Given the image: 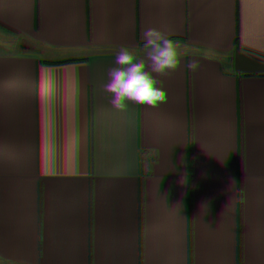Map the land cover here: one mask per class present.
Returning <instances> with one entry per match:
<instances>
[{
	"label": "trees",
	"instance_id": "obj_1",
	"mask_svg": "<svg viewBox=\"0 0 264 264\" xmlns=\"http://www.w3.org/2000/svg\"><path fill=\"white\" fill-rule=\"evenodd\" d=\"M149 12L181 64L167 103L119 111L103 85ZM239 23L263 43L264 0H0V264H201L212 236L264 264V47L227 76Z\"/></svg>",
	"mask_w": 264,
	"mask_h": 264
},
{
	"label": "clouds",
	"instance_id": "obj_2",
	"mask_svg": "<svg viewBox=\"0 0 264 264\" xmlns=\"http://www.w3.org/2000/svg\"><path fill=\"white\" fill-rule=\"evenodd\" d=\"M143 57L136 50L121 46L115 54V67L108 69V82L103 90L111 95L109 103L126 111L128 103L159 108L168 101L163 81L157 76L174 72L181 64L178 45L156 28L143 33ZM193 72L200 67L196 60L186 65Z\"/></svg>",
	"mask_w": 264,
	"mask_h": 264
},
{
	"label": "rangeland",
	"instance_id": "obj_3",
	"mask_svg": "<svg viewBox=\"0 0 264 264\" xmlns=\"http://www.w3.org/2000/svg\"><path fill=\"white\" fill-rule=\"evenodd\" d=\"M148 19L153 21L151 28L158 29L160 26V19L156 12H149ZM238 29L240 32V37L237 42V45L232 46L230 54L224 56L223 64L225 68V74L227 76H239L240 74V62L250 50L259 49L264 47V42L260 43L259 41H254L250 38L248 34L247 27L242 23H239ZM103 224V221L100 222ZM113 233L112 229L108 224H104L103 234L106 237H109ZM195 237H193L194 239ZM218 238L216 237H206L202 244V250L204 251V259L201 264H223L224 254L221 244H219ZM195 241H193L194 243Z\"/></svg>",
	"mask_w": 264,
	"mask_h": 264
}]
</instances>
